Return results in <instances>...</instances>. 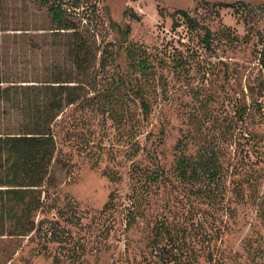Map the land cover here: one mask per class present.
<instances>
[{
  "label": "rangeland",
  "instance_id": "obj_1",
  "mask_svg": "<svg viewBox=\"0 0 264 264\" xmlns=\"http://www.w3.org/2000/svg\"><path fill=\"white\" fill-rule=\"evenodd\" d=\"M0 1L4 74L70 78L47 6ZM64 2L92 65L56 119L37 228L0 236V264H264V0Z\"/></svg>",
  "mask_w": 264,
  "mask_h": 264
},
{
  "label": "trees",
  "instance_id": "obj_2",
  "mask_svg": "<svg viewBox=\"0 0 264 264\" xmlns=\"http://www.w3.org/2000/svg\"><path fill=\"white\" fill-rule=\"evenodd\" d=\"M39 2L47 6L54 24L51 29L67 33L71 77L12 80L4 74L0 59V236H26L37 228L35 213L44 207V187L57 151L56 119L67 106L83 97L85 77L93 60L91 45L78 17L76 8L79 4L67 7L64 0ZM219 5L234 6L233 3ZM182 14L190 17L187 11ZM134 16L140 19L137 14ZM113 24L126 39L130 26L123 28L117 22ZM2 30L3 5L0 1V32ZM206 30L210 42L211 30L207 27ZM142 101L145 113H149V103ZM214 164L210 159L205 167L209 165L208 171L214 173ZM189 167V161L181 157L177 166L181 176H187ZM192 169L197 173L195 168Z\"/></svg>",
  "mask_w": 264,
  "mask_h": 264
}]
</instances>
